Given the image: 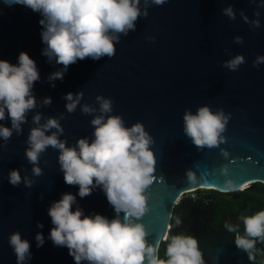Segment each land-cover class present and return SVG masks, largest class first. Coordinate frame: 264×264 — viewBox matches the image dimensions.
<instances>
[{
    "label": "water",
    "instance_id": "95a60500",
    "mask_svg": "<svg viewBox=\"0 0 264 264\" xmlns=\"http://www.w3.org/2000/svg\"><path fill=\"white\" fill-rule=\"evenodd\" d=\"M262 3L264 0H167L152 5L148 15L138 19L135 31L121 35L113 57L80 60L68 68L62 80L49 81V75L63 66L42 55L46 47L39 23L42 16L18 0H0V59L17 64L19 54L26 52L40 72L33 88L37 108L28 113L20 134L14 131L8 141L0 137V264H17L9 243L10 235L17 231L30 242L28 264H75L66 247L55 246L49 239L53 225L48 209L64 193L76 195L85 215L101 214L109 219L116 215L101 188L81 198L78 185L65 183L59 151L52 147L41 154L42 175L33 174L25 153L37 112L43 113L41 124L63 114L60 138L68 146L82 137L93 138L95 114H84L81 106L98 109L99 95L112 99L110 115H120L127 127L136 122L145 125L157 158L156 179L148 189L150 211L140 221L151 243H162L173 207L182 195L197 191L233 194L264 186V63L253 64L257 56L264 55ZM230 5L236 12L234 20L222 11ZM241 11L250 20L259 19L260 27L245 22ZM256 11L259 17L254 15ZM237 36L242 43L235 42ZM238 54L245 57L238 70L223 66ZM80 91L84 97L75 112L69 113L63 97ZM45 97L52 98L51 105L42 106ZM205 105L214 112L223 110L229 120L222 133L224 142L198 149L183 131V116L186 110L195 113ZM0 124L11 127L10 119ZM13 169L33 180V185L22 182L13 186L8 179ZM189 172L195 182L189 179ZM229 179L238 190L225 187ZM38 223L44 227H37ZM37 233L45 238L41 247H37ZM261 247L264 243L258 242L255 256ZM231 259L232 264L252 261L237 247L232 249Z\"/></svg>",
    "mask_w": 264,
    "mask_h": 264
},
{
    "label": "clouds",
    "instance_id": "9594fccd",
    "mask_svg": "<svg viewBox=\"0 0 264 264\" xmlns=\"http://www.w3.org/2000/svg\"><path fill=\"white\" fill-rule=\"evenodd\" d=\"M32 11L40 13L42 19V42L46 47L42 55L51 63L62 65L49 75V81L62 80L68 68L80 60L91 58L99 60L111 58L116 53V44L121 35L136 30L141 16L148 15L152 5H163L167 0H18ZM261 6H264L262 3ZM223 13L230 19L236 18L233 6L224 8ZM259 17L260 12L254 13ZM243 20L260 27V20H250L241 11ZM242 43V37H235ZM227 51V50H226ZM245 63L243 55H236L224 62V67L238 70ZM264 63V55L257 56L254 66ZM40 80L36 62L26 52H21L18 63L0 59V121L10 119L11 127L0 124V137L8 141L15 131L22 132L27 123L28 113L37 108L34 85ZM55 87V84L52 85ZM84 97L83 91L68 93L63 99L69 113L75 112ZM99 108L83 104L84 114H95L91 120L94 127L92 139L82 137L75 145L68 146L67 140L60 137L64 133L61 120L49 117L41 124L43 113L32 117L35 127L28 136L26 157L33 165L32 172L40 176L41 154L49 147L59 151L58 162L64 174V181L70 186H79L81 198L92 194L96 188L105 193L108 203L115 210V217L109 219L101 214L85 215L78 206L77 197L72 193L62 194L48 209L52 229L49 239L55 246L66 247L75 264H204L198 240L192 236L166 235L165 259H161L160 243H151L148 232L141 219L150 211L148 189L156 179L157 158L151 147L153 137L142 122L127 127L120 115H110L113 101L102 95L96 97ZM51 97L43 98L42 106H49ZM229 120L223 110L214 112L209 106H201L193 113L190 109L183 116V131L198 148L218 147L224 142L222 133ZM50 133V134H49ZM225 156L227 153H223ZM45 163H47L45 161ZM227 173V169H224ZM189 179L195 176L189 172ZM9 182L19 186L22 182L31 187L33 180L22 177L19 169L10 170ZM225 187L238 190L236 183L229 179ZM77 205L73 211V206ZM123 214V215H121ZM244 232L234 240L236 247L248 254L249 260L255 258L256 244L264 243V210L254 215H241ZM182 223L177 217L176 225ZM37 227L43 228L38 223ZM228 232H237L238 224L225 223ZM37 247L43 246V233L35 237ZM10 246L17 258V264H28L31 259V245L22 238L19 231L9 237Z\"/></svg>",
    "mask_w": 264,
    "mask_h": 264
},
{
    "label": "flooded vegetation",
    "instance_id": "af4514ba",
    "mask_svg": "<svg viewBox=\"0 0 264 264\" xmlns=\"http://www.w3.org/2000/svg\"><path fill=\"white\" fill-rule=\"evenodd\" d=\"M264 210V188L255 185L247 192L223 194L214 191H197L177 200L173 207L168 236L185 235L197 238L204 264H232L234 240L243 234L244 225L239 219ZM179 217L182 223L177 226ZM240 227L228 232L225 223ZM167 242L160 244V258L165 259ZM250 264H264V247H261Z\"/></svg>",
    "mask_w": 264,
    "mask_h": 264
},
{
    "label": "built area",
    "instance_id": "2783aa9c",
    "mask_svg": "<svg viewBox=\"0 0 264 264\" xmlns=\"http://www.w3.org/2000/svg\"><path fill=\"white\" fill-rule=\"evenodd\" d=\"M194 193H196V192H192V193H187V194H184V195H182L181 197H184L185 195H190V194H194ZM180 197V198H181Z\"/></svg>",
    "mask_w": 264,
    "mask_h": 264
},
{
    "label": "trees",
    "instance_id": "16d2710c",
    "mask_svg": "<svg viewBox=\"0 0 264 264\" xmlns=\"http://www.w3.org/2000/svg\"><path fill=\"white\" fill-rule=\"evenodd\" d=\"M258 186H259V187H263V188H264V186H263V185H260V184H258Z\"/></svg>",
    "mask_w": 264,
    "mask_h": 264
},
{
    "label": "bare ground",
    "instance_id": "6f19581e",
    "mask_svg": "<svg viewBox=\"0 0 264 264\" xmlns=\"http://www.w3.org/2000/svg\"><path fill=\"white\" fill-rule=\"evenodd\" d=\"M209 190H212V189H209ZM243 190H245V189H242L241 191H243Z\"/></svg>",
    "mask_w": 264,
    "mask_h": 264
}]
</instances>
